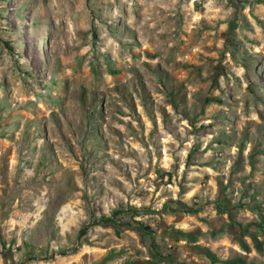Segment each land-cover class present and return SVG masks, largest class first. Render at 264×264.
Here are the masks:
<instances>
[{
	"label": "rangeland",
	"instance_id": "1",
	"mask_svg": "<svg viewBox=\"0 0 264 264\" xmlns=\"http://www.w3.org/2000/svg\"><path fill=\"white\" fill-rule=\"evenodd\" d=\"M145 262L264 264V0H0V264Z\"/></svg>",
	"mask_w": 264,
	"mask_h": 264
},
{
	"label": "trees",
	"instance_id": "2",
	"mask_svg": "<svg viewBox=\"0 0 264 264\" xmlns=\"http://www.w3.org/2000/svg\"><path fill=\"white\" fill-rule=\"evenodd\" d=\"M170 205L172 206V204H166V207H169L170 210L173 211L174 208H172ZM176 210L181 211L183 213H187V214H195V213L199 212V209H192V208H187V207H181V208H178ZM119 213H120L119 211H114V212H112V214L110 216H107V217L102 216V217L97 218L95 220L93 219L92 222H90L89 224L83 225L78 231V238L83 237L87 233L88 229L92 226L113 225L114 221H115V217L117 215H119ZM136 215L138 216L139 214L137 213ZM136 223L139 225V230L143 234H145L147 237H149V239L152 241L153 240V238L151 237L152 233L149 231V229L147 227H145L139 221H137ZM171 234H172L174 240H179V239L191 240L192 236H193V234L190 232H184V231H181L178 229H171ZM248 235L251 236V234H248ZM67 253H68L67 250H58L54 254L59 255V256H66ZM28 259L32 260L33 258H28ZM142 264H153V263L145 262Z\"/></svg>",
	"mask_w": 264,
	"mask_h": 264
}]
</instances>
